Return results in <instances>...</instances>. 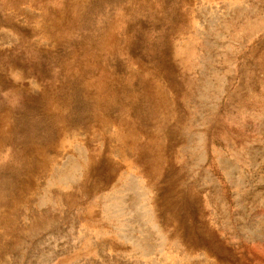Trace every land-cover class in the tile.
I'll return each instance as SVG.
<instances>
[{"label": "rangeland", "instance_id": "obj_1", "mask_svg": "<svg viewBox=\"0 0 264 264\" xmlns=\"http://www.w3.org/2000/svg\"><path fill=\"white\" fill-rule=\"evenodd\" d=\"M0 264H264V0H0Z\"/></svg>", "mask_w": 264, "mask_h": 264}]
</instances>
